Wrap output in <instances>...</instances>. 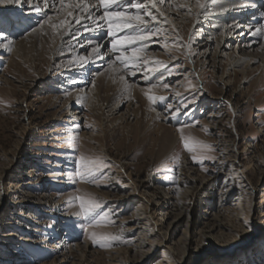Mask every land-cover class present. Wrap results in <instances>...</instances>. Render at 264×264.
<instances>
[{"label":"rangeland","instance_id":"obj_1","mask_svg":"<svg viewBox=\"0 0 264 264\" xmlns=\"http://www.w3.org/2000/svg\"><path fill=\"white\" fill-rule=\"evenodd\" d=\"M186 1L159 2V13L141 1L126 14L150 13L147 26L96 39L153 33L105 47L122 58L91 66L78 106L67 70L95 40L31 47L45 19L0 16L13 41L0 53V264H264V37L220 45L221 30L182 9L201 15L206 1Z\"/></svg>","mask_w":264,"mask_h":264},{"label":"bare ground","instance_id":"obj_2","mask_svg":"<svg viewBox=\"0 0 264 264\" xmlns=\"http://www.w3.org/2000/svg\"><path fill=\"white\" fill-rule=\"evenodd\" d=\"M26 1H27V3L24 2V0H19V3H17L16 0H6L4 2H1L6 6H4L3 8L0 9V16L6 20H9V22H12L13 25H15L18 22H23V21H25L26 23H31V20L35 19L36 16H40L38 18L45 19L44 22L35 29V31H32L31 33L26 35V39H29L31 41V43L29 45L31 47H33L36 44H38V45L44 44L45 42H47L48 39L54 37L56 39L55 50L56 49L61 50L62 47L64 46V44L67 43L70 40L71 36H73V35L79 36V39H84V40L94 39L95 42L91 41V42H89V45H93V46L97 47L98 44L96 42V39L101 38L102 36L108 37V35H106L107 33H109L108 24L106 21L100 19V17L103 16V14H104L103 8H99V7H95V6L91 7L92 18H88L86 13H84V12L80 11V9L76 8V4H77L78 0H66V6H63V7L67 8V9H71L72 10L71 13L73 14V16L67 15L65 17L66 21H67V19H70V18H71V20L64 22L65 19L63 18V16L60 17L58 15L61 12H62V15H66L67 13L62 11V6L60 5L59 0H48V3H49L48 8H44L43 0H26ZM141 1H143V2L145 1L147 4H149V6L147 5L149 10L151 9L153 12L157 11L159 13V10H157V6H158V3L160 2V0H131V2H141ZM166 1H169V0H164V2H166ZM173 1L178 2L181 5L185 4V2H182V0H173ZM190 1L193 2V0H187L186 2L188 3ZM205 1H206V3H205L206 8H204L205 10L201 11V15L197 14L196 11L189 10L188 6H185V5L182 6V9L186 8L188 13L191 12V15L193 14L195 16V18H193V23L196 27H199L200 24H202V23L209 22L212 24L209 29L214 30V31L221 30L223 33V34L221 33L223 35L222 41H221L220 37L216 41L220 45H222V43H224V42H225V44L226 43L228 44V43L234 41L235 43H237L239 45V50H241L240 43L248 41L249 43L246 45H249V46H251L252 44L257 45V43L261 39L260 37L261 36L264 37V28H263L264 27V7H263L264 6V0H251V1L250 0H243V1L242 0H231V1H228L226 3H225V1L219 2V0H205ZM153 2L156 4V7L152 6ZM171 2H172V0H171ZM194 2H195L194 4L197 3V1H194ZM84 3L88 4L90 6L95 5V0H84ZM171 4H173V3H171ZM24 5H25V8H24ZM117 5H118V7L124 5L125 8H123L122 10L125 13L136 10V8H133L130 6V0H117ZM37 7H40L41 11H39V12L36 11ZM228 7H230V8H228ZM237 9H238V11H237ZM109 11H115V8H113L112 10H109ZM50 12L52 13V15L48 16L47 13H50ZM48 17H51V19L48 20ZM77 17L80 19V23H76ZM227 18L230 21H233L235 19L236 20H242L243 24L248 23V24H246L247 26L252 25V24H255V26H250V27L238 26V27H236V24L238 23V21H237V22H235V25H233L229 28V30H234L236 32H240L241 29H243V30L245 29V31H242L239 34L235 35L233 38H229L225 41L224 39L227 38L225 32H229V30H225V26H223V24ZM45 21H47V22H45ZM134 21L135 20H133L132 22H134ZM165 21H166V19H165ZM226 22H228V21H226ZM57 23H61L62 26L60 25L61 27L59 26L60 28L56 29L58 31L55 32L54 30L56 27L54 28L53 25L56 26ZM24 27H25V25H24ZM251 27H254V28H252V29H254V31L251 32L248 36H246V32ZM257 29H262V31L257 33L256 32ZM15 31H17V30H15ZM112 32L114 33V36H115L117 33L121 34L122 30H120L118 27H116L114 25L112 28ZM236 32H233V34H235ZM210 35H212V34H210ZM114 36L110 37V40H113L111 38H114V39L118 38V37H114ZM212 38H214V37H212ZM121 39H123V38H120V40ZM261 40H264V38H262ZM108 41L109 40H106V42L103 43L102 48H100L101 53H104V52H102V50H105V47H108V46L110 47L112 45V42H108ZM122 45H123L122 47H124V46L129 45V44L126 43V45H125V43H124ZM19 47L21 49H23L22 45H19ZM225 47H226V45L224 46V48ZM6 50H4L3 47H0V53L1 54H6V52H4ZM91 52H92V50H91ZM118 56L122 58V56L120 55L119 52L117 54L114 53V55L113 54L108 55L107 53H104L102 58H97V57L93 56L89 60L88 63L85 64V63L81 62L80 64H77V66L74 65L75 67L70 69L69 71L67 70L68 75H70L72 77H73V75H75L76 77H78L77 80L76 79H70V83L67 84V87L69 86L68 90H72V92H70V94H69V102H74L76 104V106H78V102L85 98L84 95L81 94L80 92H78L76 88L77 87L83 88L84 85L87 84L86 80H88V76H86V75H88V74H86V72L89 69L94 70L96 68V67H91L92 65L99 64V63H106V61L108 59L114 60ZM244 58H246V57L244 56ZM244 58H242V57H237L235 59L233 58L234 61L232 63V67L237 66L240 63V61L244 60ZM79 65H80V67H79ZM96 69H98V68H96ZM113 71H115V73H114L115 75L120 71L122 72L121 69L118 70L117 68H115ZM125 75L126 74H123V76H125ZM86 77H87V79H86ZM107 83L110 84L111 80L109 79L108 82H106V84ZM100 87L101 86H99V85L98 86L95 85L93 88L90 89V94H92L94 99L97 97V92H98ZM121 91L118 93V95L124 99L123 89ZM138 93L141 96L142 93H140V92H138ZM115 96H116V93H114V95L112 97H115ZM126 101H129L128 98L126 99ZM120 107H122V100L116 98L114 101L113 109L118 110ZM158 114L159 113H157V112L151 113L154 120L160 118V115H158ZM130 115L131 114H129V116ZM134 116H135V113H134ZM122 119L123 118H121V120ZM117 122H118V120H117Z\"/></svg>","mask_w":264,"mask_h":264},{"label":"snow or ice","instance_id":"obj_3","mask_svg":"<svg viewBox=\"0 0 264 264\" xmlns=\"http://www.w3.org/2000/svg\"><path fill=\"white\" fill-rule=\"evenodd\" d=\"M17 3H19V0H16ZM164 0H160V3H163ZM60 5L66 6V0H59ZM117 3V0H95V5H88L84 3V0H78L77 4H76V8L80 9V11L86 13L88 18H92V12H91V7L95 6V7H99V8H103L104 9V14L103 16L100 17V19L104 20L107 22L108 27H109V35H114V33L112 32V28L115 25L116 27H118L120 30H123L124 28H132L133 24L132 21L135 20L139 23H143L145 26H147L148 24V20H144L143 17H149L150 19H154V17H151V14L148 12H142V13H138L136 15H128L126 14L124 11H109L110 8H112V6L114 4ZM43 6L44 8H48L49 7V3L48 0H43ZM130 6L136 9H140L141 8V3L140 2H131L130 0ZM153 7H156V4L153 2ZM36 11H41L40 7L36 8ZM69 15H72V13L70 12ZM51 17H48V20H50ZM47 22V21H45ZM76 23H80V19L77 17L76 18ZM53 27L55 28L56 26L53 25ZM262 29H257L256 32L259 33L261 32ZM255 34V33H254ZM153 33L151 32H145L142 34H138L136 36H132V35H128L123 37L122 40L119 41H114L112 44V51L115 52L117 51V44H124V43H128V44H134L137 40H148L152 37ZM13 41L9 38V36L4 32L3 29H0V47L5 46V45H11ZM138 50L137 49H133V56L137 55ZM123 54V53H122ZM104 55V53L100 52V48L99 46L94 47L92 49V52L88 55V56H80L76 59V63L80 64L82 63H88L89 60L95 56L97 58H102ZM117 60H120L121 57H116ZM122 63L127 64L128 62L122 61ZM123 79V77H122ZM149 99H152L151 97H149ZM183 140V137H182ZM185 148L187 149L189 146L188 144L184 145ZM195 159V157H194ZM83 179V176L81 177ZM91 182V181H89ZM79 199V198H78ZM98 207V205H96ZM82 211L84 208V205L82 203L81 205ZM89 212H91V208L89 209ZM107 237H102L101 239H106ZM95 242V241H94Z\"/></svg>","mask_w":264,"mask_h":264}]
</instances>
